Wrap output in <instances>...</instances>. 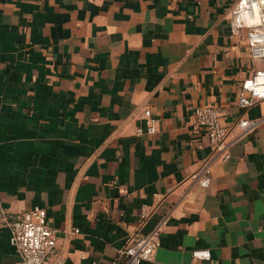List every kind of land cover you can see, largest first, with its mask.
<instances>
[{
	"label": "crops",
	"instance_id": "0c3cea01",
	"mask_svg": "<svg viewBox=\"0 0 264 264\" xmlns=\"http://www.w3.org/2000/svg\"><path fill=\"white\" fill-rule=\"evenodd\" d=\"M233 1L0 0V198L8 216L46 208L47 264H109L166 216L148 264H264V124L238 125L261 113L238 95L264 57L234 31ZM205 105L230 157L202 187ZM146 108L154 133L138 132ZM20 259L0 216V264Z\"/></svg>",
	"mask_w": 264,
	"mask_h": 264
},
{
	"label": "built area",
	"instance_id": "2783aa9c",
	"mask_svg": "<svg viewBox=\"0 0 264 264\" xmlns=\"http://www.w3.org/2000/svg\"><path fill=\"white\" fill-rule=\"evenodd\" d=\"M231 24L239 40L244 42L253 57H264V0H234L228 6ZM238 104L249 108L259 104L261 113L255 117H242L238 125L242 133L255 130L264 124V69L257 70L243 82L238 95ZM196 124L209 136L213 149L211 159L198 171L195 181L207 187L212 180L211 164L218 158L230 157L227 141L228 127L221 120V113L214 105L198 106L193 110ZM156 131L152 110H144V126L138 132L154 133ZM144 219L148 211L144 208ZM0 216L3 224L10 228V243L19 252L18 264H47L49 257L55 253L58 230L52 227L47 218L45 207L34 205L29 210L14 216H8L0 198ZM168 216L163 218L154 228L144 231L135 230L128 238L119 256L109 264H148L156 256L161 244V234ZM80 232L79 228L66 229V236ZM195 258H210L208 249H195Z\"/></svg>",
	"mask_w": 264,
	"mask_h": 264
}]
</instances>
